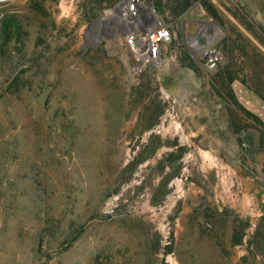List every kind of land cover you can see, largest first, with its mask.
Segmentation results:
<instances>
[{"label": "rangeland", "instance_id": "374dc122", "mask_svg": "<svg viewBox=\"0 0 264 264\" xmlns=\"http://www.w3.org/2000/svg\"><path fill=\"white\" fill-rule=\"evenodd\" d=\"M119 1L0 2V264H264V0Z\"/></svg>", "mask_w": 264, "mask_h": 264}, {"label": "water", "instance_id": "95a60500", "mask_svg": "<svg viewBox=\"0 0 264 264\" xmlns=\"http://www.w3.org/2000/svg\"><path fill=\"white\" fill-rule=\"evenodd\" d=\"M5 1V0H0V2ZM132 0H121L118 3H116L112 10L113 13H109L106 15H102L100 17H98L96 20L91 21V23L86 27L85 29V34H84V48H87L88 46L94 47L96 46L100 40H107V38H112L116 35V33L120 30L118 28L115 27H111L112 24H118L121 29L128 31V28L126 27L125 24L122 23V19H120L117 14L123 13V8H122V4H125L127 6V8H129L130 4H131ZM147 4L149 5H153V2H148L146 1ZM144 10H147L150 14L151 17L150 18H146L145 19V24L147 26V28L142 27V32L143 34L150 32L154 29H159L162 27V24L157 22V16L155 13H153V11H151L150 9H146L145 7H141L138 12H142ZM129 19H131L132 21L130 22L131 27L133 29H136V23L138 21V18L136 16V13L129 11L128 13H126ZM197 15L202 16V18L204 19V23L202 22H187L188 24H192V35L193 39L192 40H198V38H200L201 36H203L206 32V29L210 26L214 27L216 29V31L218 32L219 35L223 34V29L219 26H217L215 23L210 21V17L207 16L203 11H198ZM154 25L153 28H150L149 26ZM186 27V26H185ZM103 29V30H102ZM109 31L111 33H109ZM196 42V41H194Z\"/></svg>", "mask_w": 264, "mask_h": 264}, {"label": "built area", "instance_id": "2783aa9c", "mask_svg": "<svg viewBox=\"0 0 264 264\" xmlns=\"http://www.w3.org/2000/svg\"><path fill=\"white\" fill-rule=\"evenodd\" d=\"M140 4L141 0H132L129 8H125V12L128 13L129 11H132L137 13L140 9ZM162 30L169 36V32L161 27L159 29H154L150 32L142 34L143 36L139 37L138 42L142 47V50L139 53L141 64L145 65L147 63L157 61V58L160 57V43L164 40H168L162 35ZM131 38V41L133 42L134 37Z\"/></svg>", "mask_w": 264, "mask_h": 264}, {"label": "trees", "instance_id": "16d2710c", "mask_svg": "<svg viewBox=\"0 0 264 264\" xmlns=\"http://www.w3.org/2000/svg\"><path fill=\"white\" fill-rule=\"evenodd\" d=\"M192 3H193L192 0L187 1V3H185V8H183V11H185L189 6H191ZM237 235H238V233L234 234V242H236V243L238 242Z\"/></svg>", "mask_w": 264, "mask_h": 264}, {"label": "bare ground", "instance_id": "6f19581e", "mask_svg": "<svg viewBox=\"0 0 264 264\" xmlns=\"http://www.w3.org/2000/svg\"><path fill=\"white\" fill-rule=\"evenodd\" d=\"M162 35L164 36V38H165V39H167V38H168V35H167V33H166V32H164L163 30H162ZM157 59H160V57H158Z\"/></svg>", "mask_w": 264, "mask_h": 264}, {"label": "flooded vegetation", "instance_id": "af4514ba", "mask_svg": "<svg viewBox=\"0 0 264 264\" xmlns=\"http://www.w3.org/2000/svg\"><path fill=\"white\" fill-rule=\"evenodd\" d=\"M182 21H183V25H184V26H185V23L188 22V21L185 20V17H182ZM196 22H197V21H196ZM196 22H195V23H196Z\"/></svg>", "mask_w": 264, "mask_h": 264}]
</instances>
